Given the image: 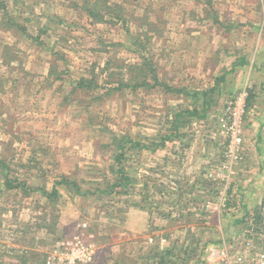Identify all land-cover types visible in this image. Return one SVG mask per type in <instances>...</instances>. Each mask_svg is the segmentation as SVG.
<instances>
[{
    "label": "rangeland",
    "instance_id": "374dc122",
    "mask_svg": "<svg viewBox=\"0 0 264 264\" xmlns=\"http://www.w3.org/2000/svg\"><path fill=\"white\" fill-rule=\"evenodd\" d=\"M82 1L5 0L0 11V264H70L81 245L93 253L75 264H156L170 248L169 264L205 262L214 249L215 259L262 264L264 235L247 237L242 227L229 235L235 220L264 201V159L256 151L264 127V0H109L136 15L127 24L112 15L97 24L77 8ZM128 28L160 80L189 92L213 88L240 57L250 62L219 87L207 118L184 120L180 144L154 146L169 135L174 113L192 110L196 99L166 95L154 74L151 89L104 96L119 85L109 81L130 78L140 63ZM94 76L96 90L78 88ZM250 88L257 98L231 162L221 120ZM115 134L140 143L141 150L124 151L133 185L93 195L118 176ZM102 141L112 146L99 147ZM63 177L89 195L57 185Z\"/></svg>",
    "mask_w": 264,
    "mask_h": 264
},
{
    "label": "trees",
    "instance_id": "16d2710c",
    "mask_svg": "<svg viewBox=\"0 0 264 264\" xmlns=\"http://www.w3.org/2000/svg\"><path fill=\"white\" fill-rule=\"evenodd\" d=\"M77 8H83L84 11L86 12V15L88 16V18L90 20H94L97 24H103L107 22V19L109 18V16L112 15V17H114V21H117L118 23L123 21L124 24H127L128 22H131L132 20H136L137 17L134 13L130 12L128 13L126 11V9L124 10L123 7L120 4H111L109 0H83L82 4H77L76 5ZM7 9V4L5 2V0H0V11L2 12H6ZM147 12V11H146ZM148 13V12H147ZM12 20V19H10ZM15 24L14 22H10ZM128 34L130 36V40L132 39L133 45L136 47L137 49V53H138V59L140 60V63H137L136 65L133 64V70L131 71L133 73V75L127 79L126 76L122 77V82H108L107 84L109 86L114 85L115 83H118V87L117 88H107V94H105L104 96L107 95H112L114 92V89L116 91H133L136 92L138 90H145V89H151L149 84L151 82H149V76L151 74H154L153 78L154 81H157V83L154 85V87H157L159 90H165L166 91V95L167 94H172V95H178L181 96L183 98H194L196 99L195 102H193L194 108L191 109H179V111H176V113H174V120L172 121V126H171V130L168 136H163L161 138L158 137V141L156 143H154L155 146V151L157 148L159 147H165L167 145V142L169 140H171L172 143L175 144H180L179 140H181L182 137V133H181V129L182 127H184L185 122L184 120L187 117H192V116H196L199 119H205L208 117L209 114V110L211 109L212 106V99L214 97V94H216L219 90V87L222 84H225L227 82L228 76L232 73L235 72V69H237L238 67H244L247 66L250 62L246 59V57H240L238 58L232 65L230 69L225 68L224 70L222 69L220 71L219 76L215 78V83L213 88H210L206 91H196V92H189L187 88L185 87H178V86H172L169 85L168 83L165 82V80L161 81L159 76H157V72L154 69L153 70V62H152V58L148 57L146 53V47L145 44L141 42L140 38H139V34H133L132 32L130 33L129 28L127 29ZM11 63V60L8 61V64ZM111 64V62H110ZM112 66L114 64H111ZM254 67V66H253ZM117 68V66H116ZM105 71H107V69H105ZM95 75V74H93ZM144 75V76H143ZM144 78H143V77ZM113 77V76H112ZM144 80H143V79ZM127 79V80H126ZM142 79V80H141ZM126 82H123L125 81ZM151 86H153L152 84H150ZM99 87L98 85V81L96 79V77L94 76L91 80H89V82L87 80L82 79L79 82V89L80 90H88V92L94 91ZM199 97V98H198ZM257 98V93L254 92V90H252L251 88L248 90V97H247V110L249 111L251 108H253V103L255 101V99ZM180 100V99H179ZM202 101V104H201ZM198 103L201 104V108H198ZM95 121V120H94ZM107 131V130H105ZM112 134H114L112 132ZM121 137V138H120ZM112 145L111 144H103V141L100 142L99 147H102L104 149H108L110 148V146L113 147V154H114V160L116 162L117 168H119L115 174H118L116 180L114 183H112V185L110 186V188H106V189H97L94 193H92L93 195H95L96 193H99L100 195H112L116 192L117 189L119 188H129L131 185H133V181L131 180L130 177L127 176L126 173V168L123 167V161L125 159V155L124 151L128 149V146L132 147H138L141 150V146L140 143L138 141H134L130 136H119V134H115L113 135L112 138ZM191 147L190 146H185L183 148V150L189 149ZM145 148V147H144ZM142 148V149H144ZM0 166L3 167L4 169L6 168V166L3 163V159L0 156ZM57 185H64L65 187H69L72 185L77 186L76 188V193L78 195H89V191L85 193H83L81 191V189L79 188L78 185H76V183L74 182H69V178L68 177H63ZM57 186H55L53 188L52 193H50L49 196H51L52 198H57L58 196V191L56 190ZM21 189H25L23 186ZM44 195H48L49 192H47L46 190H42L40 189ZM29 189H25V192L28 193ZM178 192V189L176 190ZM181 191V190H180ZM193 192V191H192ZM156 193H159V190L156 191ZM231 193V191H230ZM214 195L217 197L219 195L218 190L214 192ZM182 201V200H181ZM180 201V203H182ZM228 208L231 207V200H228L226 202ZM143 208V207H142ZM144 209H147L146 207H144ZM195 216L189 215L188 217V222L194 221ZM264 220V201L262 202L261 206H259L258 208H256L254 210V212H248L247 214H245V216L240 219V220H235L233 223V226L236 228V230H238L240 227H242L241 230L247 232V237H260L264 235V225L263 228L261 227L262 222ZM193 228L189 229V232H192ZM253 235V236H252ZM231 238H233V236H231V234L229 235ZM236 236V235H235ZM208 243H212V241L208 242ZM220 244L221 242H213V244ZM174 249H167L164 251H160V262L156 263V264H169V259L170 257H174ZM157 256V255H156ZM204 264V260L197 262V264Z\"/></svg>",
    "mask_w": 264,
    "mask_h": 264
},
{
    "label": "built area",
    "instance_id": "2783aa9c",
    "mask_svg": "<svg viewBox=\"0 0 264 264\" xmlns=\"http://www.w3.org/2000/svg\"><path fill=\"white\" fill-rule=\"evenodd\" d=\"M247 97L248 93L246 91L241 92L228 106L225 117L221 120L222 129L229 139L225 155L231 162H234L239 158L240 148L243 142L242 118L247 112ZM216 251V249L211 251L209 258H207L204 264H250L245 260L236 261L235 259L225 257L224 253L222 254L224 257L215 259L216 255H218ZM91 252L92 251L89 248H85L83 245L77 246V248L70 254V264L86 262L91 256ZM258 260L262 261V264H264L263 256L262 260L261 258Z\"/></svg>",
    "mask_w": 264,
    "mask_h": 264
},
{
    "label": "crops",
    "instance_id": "0c3cea01",
    "mask_svg": "<svg viewBox=\"0 0 264 264\" xmlns=\"http://www.w3.org/2000/svg\"><path fill=\"white\" fill-rule=\"evenodd\" d=\"M263 129H264V127L261 125L260 126V128H259V132H258V134H257V139H256V144H257V152L258 153H260V157H261V161H263V159H264V135H263ZM260 144H263V145H260ZM263 163V162H262ZM261 167L262 168H264V165L263 164H261ZM260 172L262 173L263 171H262V169H260ZM222 184H225V181L223 180V182H222ZM232 227H234V226H232ZM230 229H231V227H230Z\"/></svg>",
    "mask_w": 264,
    "mask_h": 264
},
{
    "label": "water",
    "instance_id": "95a60500",
    "mask_svg": "<svg viewBox=\"0 0 264 264\" xmlns=\"http://www.w3.org/2000/svg\"><path fill=\"white\" fill-rule=\"evenodd\" d=\"M233 231H234V227H231V229H230V234L231 235L233 234Z\"/></svg>",
    "mask_w": 264,
    "mask_h": 264
}]
</instances>
